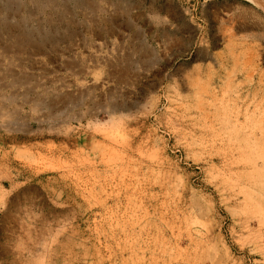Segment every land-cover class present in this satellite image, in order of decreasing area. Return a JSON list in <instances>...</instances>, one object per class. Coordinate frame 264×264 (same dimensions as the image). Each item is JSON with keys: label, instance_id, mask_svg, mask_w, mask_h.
I'll use <instances>...</instances> for the list:
<instances>
[{"label": "rangeland", "instance_id": "rangeland-1", "mask_svg": "<svg viewBox=\"0 0 264 264\" xmlns=\"http://www.w3.org/2000/svg\"><path fill=\"white\" fill-rule=\"evenodd\" d=\"M77 1L0 32V264H264V1Z\"/></svg>", "mask_w": 264, "mask_h": 264}, {"label": "bare ground", "instance_id": "bare-ground-1", "mask_svg": "<svg viewBox=\"0 0 264 264\" xmlns=\"http://www.w3.org/2000/svg\"><path fill=\"white\" fill-rule=\"evenodd\" d=\"M63 1H65V0H37L33 4L31 3L32 4V6H31V5H29V0H22V1L21 0H5L3 3L4 5L0 7V12L6 13L5 20L3 19L0 21V32L3 31L8 35V37H9L8 40L11 41V43H9V44H11L12 48L14 47L17 51H20V53L21 52L26 53L27 55H29L32 58L49 56L48 55V49H51L50 51L52 53H58V52H60L58 50V48L60 47V44L62 42L65 43V41H71L75 37V35L73 33L76 31L75 30L73 33H62L63 31H61V27L65 24L66 18L69 15V14H67V11L69 10V9H67L68 5L66 6V3ZM263 1H261V2L263 3ZM109 4L112 5L111 3H109ZM118 5H120V4H118ZM113 6H115V5H113ZM76 7H79V8L81 7L82 9L86 8L87 10H90L92 12L94 10V3L92 0H78ZM99 8H97V9H99ZM118 11H119V9H118ZM22 12H25V14H27L26 15L27 20L25 23H22L21 21H16V22L12 23V21H10L11 19H13L15 17H19ZM47 12H50L52 14V16H55L57 18V21L60 23V24H58V26H56V24L54 25V23L48 19H44L43 22L38 21L37 26H35L33 28L28 26V24H30L29 22H31V21L34 22V20H35L34 18H36L37 16H45ZM127 12H128V10H127ZM70 13H72V12H70ZM121 14H123V13H121ZM109 18H110V16H109ZM68 21H70V20H68ZM125 21H127V20H125ZM43 24H45L47 26V30L44 29L45 27L43 28V26H42ZM128 24H126V25H128ZM130 25L131 24H129L128 26H130ZM63 29L66 30V28H63ZM12 48H10V49H12ZM60 54H61V52H60ZM66 99H67V97L64 98V96H63V98H60L61 102H63V101L66 102L67 101ZM43 105L46 106L47 104L42 103V106Z\"/></svg>", "mask_w": 264, "mask_h": 264}]
</instances>
